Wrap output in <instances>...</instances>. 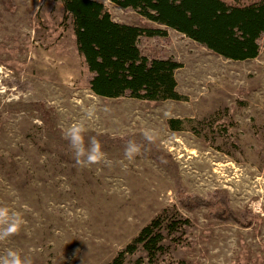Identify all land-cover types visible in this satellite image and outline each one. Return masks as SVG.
Masks as SVG:
<instances>
[{"label":"rangeland","instance_id":"1","mask_svg":"<svg viewBox=\"0 0 264 264\" xmlns=\"http://www.w3.org/2000/svg\"><path fill=\"white\" fill-rule=\"evenodd\" d=\"M100 1L116 21L163 27ZM140 48L182 64L175 76L183 99L95 94L62 0H0V206L25 221L0 242V255L12 249L32 264H113L162 215L163 252L152 257L140 245L123 264H264V36L258 57L244 61L174 29L167 38L141 39ZM39 102L51 112V128ZM72 124L84 128L86 144L100 142L111 168L76 165L63 135ZM129 140L142 145L133 161L124 158ZM178 180L188 192L228 195L236 212L252 211V225L216 220L209 208H181ZM173 219L188 222L170 233Z\"/></svg>","mask_w":264,"mask_h":264},{"label":"trees","instance_id":"2","mask_svg":"<svg viewBox=\"0 0 264 264\" xmlns=\"http://www.w3.org/2000/svg\"><path fill=\"white\" fill-rule=\"evenodd\" d=\"M62 1L66 15L73 21L78 52L89 72L87 82L91 90L102 97L149 101L184 98L177 90L175 76L182 64L165 55L151 58L143 54L140 48L143 38H167L168 30L174 29L225 58L244 61L258 57L264 36V0L245 4L227 0H111L163 27H140L116 21L100 0ZM15 84L23 91L30 87L26 81H15ZM37 107L43 122L51 128L50 110L44 102H39ZM170 124L179 130L182 120L172 118ZM176 192L185 210L209 208L216 220L234 221L246 227L252 225V211L236 212L224 193L211 192L204 196L188 192L179 180ZM163 222L159 215L143 227L119 252L113 264H123L126 255L135 252L140 245L152 257L163 252L166 238ZM186 222L188 219H173L168 222L169 232Z\"/></svg>","mask_w":264,"mask_h":264},{"label":"clouds","instance_id":"3","mask_svg":"<svg viewBox=\"0 0 264 264\" xmlns=\"http://www.w3.org/2000/svg\"><path fill=\"white\" fill-rule=\"evenodd\" d=\"M64 138L69 142L78 166L103 165L111 168L113 161L102 150L101 144L94 137L85 142L84 128L79 124H72L63 130ZM149 144L156 142V137L150 130L143 133ZM142 145L135 140H129L124 149V158L133 161L141 155ZM23 217L6 206H0V242L19 234L24 227ZM0 264H32V261L19 252L9 249L0 255Z\"/></svg>","mask_w":264,"mask_h":264}]
</instances>
